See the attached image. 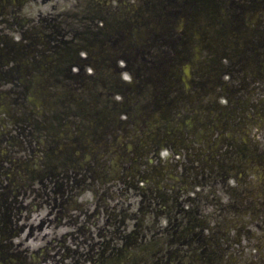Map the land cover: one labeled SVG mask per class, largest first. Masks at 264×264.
<instances>
[{"label":"flooded vegetation","instance_id":"1","mask_svg":"<svg viewBox=\"0 0 264 264\" xmlns=\"http://www.w3.org/2000/svg\"><path fill=\"white\" fill-rule=\"evenodd\" d=\"M114 1L127 21L148 9L145 0H0V264H122L124 254L129 264H264V0H207L196 12L189 0L182 10L159 0L160 20L177 30L188 4L214 13L216 43L194 31L178 81L189 90L204 65L218 71L206 122L188 112L167 129L138 100L142 89L120 78V58L133 81L142 76L132 66L146 32H128ZM237 46L253 63L228 54ZM68 82L105 90L108 105L95 103L92 123L109 129L76 126L75 113L53 109L54 97L70 103ZM230 108L236 149L224 138Z\"/></svg>","mask_w":264,"mask_h":264},{"label":"rangeland","instance_id":"2","mask_svg":"<svg viewBox=\"0 0 264 264\" xmlns=\"http://www.w3.org/2000/svg\"><path fill=\"white\" fill-rule=\"evenodd\" d=\"M132 2H135L136 0H131ZM198 0H190V3H196ZM142 2V1H141ZM180 2V0H179ZM146 7H148V9L146 11H139L140 9H143V7H140L137 11V13H135L134 15L132 13L129 14L128 16V21L127 24L133 26L134 27L136 25L141 24L142 22L139 20L140 16H143V19H145L151 12H153V14L155 16H157L158 18H160L161 15H163L166 12V9L163 8V3L159 0H145L144 1ZM189 4L187 5V21L186 24L183 26V28L181 30H175L174 25L171 24L169 21H167V25H162V27L160 29H158L155 33V35L150 38V42L147 41L149 44L151 45H142L140 49L143 50V56L145 57L144 59L141 58V56L139 55L137 57V60H141V63L143 64V66L146 69H149L151 71V73L153 74V76H149L148 77V81L145 82L146 85L144 86V93L145 96L142 99L143 103H147L149 101V95L150 92L153 90V85L150 82V80H153L159 91H161L162 89H164V87H162L161 82L159 81V71L157 69L158 66V56L163 55L164 54V50H166V54H167V58L169 59V61L165 64V65H160V67L162 68V70H166V69H171V67H174L175 63L178 61V58L180 57H184L186 54L184 53H180L177 50H179V47L181 46H189L192 41H198L200 37H198L196 35V32H198L199 34H201L202 30H205L206 32V28H208L210 25L209 23L211 22V20L209 19L211 17L214 18V13L210 12V13H204V12H200V13H190L188 8H189ZM172 6H170L171 8H177L182 10V4L180 5H176V4H171ZM145 7V8H146ZM206 10V8H205ZM248 11H252V10H248ZM134 16V21L129 19L130 17ZM122 17L125 19L126 18V13H124L122 15ZM120 18V17H118ZM147 19V18H146ZM234 26L235 25H240L242 23H245L244 21V16L241 18H234L232 19ZM133 23V24H131ZM218 25H216L217 28ZM211 27V26H210ZM215 27V25H214ZM196 31V32H194ZM207 34H211L210 32ZM183 41H188L186 45H181V43H183ZM229 42H231L230 39H228ZM199 42V41H198ZM123 43H125V41H119V45H122ZM185 47V50H186ZM219 51V50H218ZM230 53L233 52L232 49L229 50ZM237 53V56H242V54L235 50ZM204 52V51H203ZM208 53V51H206ZM155 53H159L157 56H153ZM205 54V52H204ZM188 56V55H186ZM185 56V57H186ZM202 57H204V55H201ZM149 59V60H148ZM243 59V57H242ZM245 59V58H244ZM243 59V61L247 62V63H253L254 59L253 58H246L245 60ZM220 63H221V58H219ZM220 63H215V65H218ZM208 65H204V75L201 76V80L203 81L202 87L206 88L207 86H209L210 84L208 83V80L210 78H212V76L210 75V73L208 72ZM105 68H100L99 69V73L105 74L108 71H104ZM173 70V69H172ZM171 70V71H172ZM69 85L65 88V92L66 95L64 98H68V101L73 98L71 94L75 95V100L79 101V103L83 104V107L85 108L86 112L88 114H92L95 115L94 112L96 104L93 102L94 98L97 97L101 102L98 103V107H100L99 109H102L105 105H108V102L105 101L104 98L105 97V90L102 88L97 87V85L95 86L96 88H94L91 84V86H89V88H86L84 86H78L76 88H73V85H76V83H71L68 82ZM166 84H168L167 88L170 90L169 93L167 94V100L164 102H167L169 99L174 98L176 95V90H174V87L176 86V82L173 80V78H169L166 82ZM137 84L140 85V80L137 81ZM200 89V88H199ZM198 90V89H197ZM191 92V91H190ZM195 92L194 90L192 91V93ZM201 92V90H200ZM209 95L207 94V97ZM54 99L56 100L53 103V109L54 110H62V112H64V114H66L67 112H73L76 113L78 111L77 106L75 105V103L70 102L69 104L65 103V102H61L59 101L58 97H54ZM93 99V101H92ZM51 106V100H50V104L49 107ZM107 107V106H106ZM231 109V108H230ZM232 112V111H231ZM231 112H230V116L226 118V120L228 121V123L230 124V127H233L234 122L232 121V116H231ZM89 120V121H88ZM163 120H167L166 118H164ZM83 122V123H82ZM94 122V119L92 118V116H87L84 119H76V121L74 122L75 125L79 126V127H92L94 130L99 131L101 129H109L107 126H104L103 122H99V124L92 123ZM142 122V121H141ZM167 122V121H166ZM138 124V123H137ZM239 124L235 125V128L238 127ZM142 128V125H138L136 126L134 122H132L130 124V128ZM244 130H247L248 124H244ZM250 133H252V131H250ZM235 132L232 133V135H229L227 137V140L229 141L230 147L229 149H234L235 146L234 144L237 141V137H236ZM115 135L117 138L120 137V134H113ZM111 136V134H109V137ZM236 149V148H235ZM231 160H228V162L234 161L235 156H230ZM264 195V191H262V196ZM127 256V254H124V259L122 264H129L131 262H126L125 261V257Z\"/></svg>","mask_w":264,"mask_h":264},{"label":"clouds","instance_id":"3","mask_svg":"<svg viewBox=\"0 0 264 264\" xmlns=\"http://www.w3.org/2000/svg\"><path fill=\"white\" fill-rule=\"evenodd\" d=\"M130 77H128V76H125V79H129Z\"/></svg>","mask_w":264,"mask_h":264},{"label":"bare ground","instance_id":"4","mask_svg":"<svg viewBox=\"0 0 264 264\" xmlns=\"http://www.w3.org/2000/svg\"><path fill=\"white\" fill-rule=\"evenodd\" d=\"M261 197H264V195L262 196V193H261Z\"/></svg>","mask_w":264,"mask_h":264}]
</instances>
